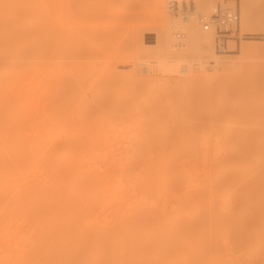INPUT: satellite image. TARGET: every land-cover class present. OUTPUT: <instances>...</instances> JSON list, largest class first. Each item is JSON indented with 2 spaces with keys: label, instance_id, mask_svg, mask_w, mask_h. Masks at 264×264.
<instances>
[{
  "label": "bare ground",
  "instance_id": "6f19581e",
  "mask_svg": "<svg viewBox=\"0 0 264 264\" xmlns=\"http://www.w3.org/2000/svg\"><path fill=\"white\" fill-rule=\"evenodd\" d=\"M16 1L18 2V0ZM212 2V0H194L193 14L211 12L215 7V3ZM165 3L166 0H151V8L148 11L150 17L143 28L145 30H151L156 27L155 29L158 30H156L155 37L147 39L141 38L140 35L138 41L134 40L131 43L129 49V63L132 68L128 72L124 70L126 73L118 69L116 79L113 78L114 75L113 77L109 75V73L112 74V72H109L112 68L110 66L101 67L102 69L100 68L99 71L98 68H94L93 65L89 67L88 64V71L90 72L88 73L87 64L85 65L78 61V59H82V57L80 58L78 56L88 53V51L81 53L84 52V48L80 46V36L94 35L96 33L94 30L90 29L89 31H85L77 28H70L63 32L61 35V38H64H62V47L66 46L64 48H67L68 46L69 48V46H72L73 49V46H75L74 44L77 43V45L79 44L80 46L78 48L83 49V51H80L79 55H77L76 52L79 49L76 50V48H74L71 52L70 49L67 48L68 52H70L69 55L66 54L65 56H70V53L73 56L76 54L77 56L75 55L76 57H72L71 59L74 61V59L76 60L78 57L77 61L81 64H78L77 61H74L77 64L73 63L72 60H70L72 62L71 64L68 59H63L65 62L57 59H60L62 56H57V60L54 61L55 54L49 56L52 59L50 62L53 63L58 61L56 63L57 65L51 64L52 67H54L53 70L57 67L55 70L58 72L54 70L56 72L54 76L58 77L59 75L60 77H54V80L59 79L58 81L55 80V83L57 82L61 89L56 90V84L53 82L55 84H53L55 86L53 88L57 91L56 93L55 90H53L54 93L52 92L53 94H50L47 88L41 91L43 99L45 97L48 99V102L50 101L49 98H56L54 94H56L57 99L52 101L60 102V104L52 102L53 104L49 105L51 101L49 104H47L46 101V108L52 106L51 108H54L52 110L57 109L53 112L55 115L56 112L60 114L61 111L62 116L61 114L57 115L59 121L61 120L59 118L67 119L69 117L67 121L65 119V121L61 122L71 124L78 120L77 118L81 119V117L77 116H82L83 119H81V121L78 120L82 123L86 117V123L87 121H91L90 124H104L110 120H107V118H115V115L119 114L122 110L126 112L125 114L129 111V109L126 108L128 103L127 98H121L115 95L122 86V84L120 86L116 85L120 84L119 79L130 81L132 85L147 91L151 95L154 94L159 96L161 90L172 88L171 91L176 94L180 93L178 97H182V99L183 96L181 94L184 92L185 94L187 92L188 96H191L189 94L190 90L188 91V89L192 87L198 90V92L193 93L194 95L195 93H200L201 90L202 92L200 94L208 90V94L210 93L213 95H208L211 98H216L214 96H217L220 99L221 97L225 99L227 95H222L224 94L223 90H225V88L231 89V91L234 92V90L236 91L241 86L245 85V81L246 83H254L257 80V82L261 81L264 83V72L252 70L247 74L243 69L244 65H242L243 59L245 60V58L248 59L264 54L263 42L242 41L237 55H216L213 51L211 34L202 32L194 18H190L187 21H180L175 16L168 14L166 12ZM133 5L135 4L133 3ZM137 5H139L138 2ZM261 5L264 8V0H261ZM238 6L240 11L241 33L264 31V29H260L255 22V0H238ZM48 16L47 12L44 16L45 18L43 17L42 20L48 22V18L46 19ZM11 22L12 20H6L0 17V39L4 40L6 37H9ZM41 22L35 19L31 22L27 30V35L31 38V50L34 53L31 65L33 67L32 72L34 73L35 79L40 77V66L43 64L41 62V56H39L41 58L40 62L37 61L39 60L37 51L38 48L42 50V44H45L43 39L46 40V32L44 31L46 29V27H44L46 26L44 25L46 22ZM158 31H161V33L158 34ZM40 32H44V36L41 35ZM13 33L14 30L11 31V36ZM176 33L183 34V37L179 35V37L176 38ZM177 40L183 42V48H177ZM40 42L42 43L40 44ZM87 55L88 54H85L86 57L84 56L83 58L86 59L88 57ZM47 60H50V58ZM204 60H206V63L204 62L205 64L203 63ZM60 61L61 63H66L65 65L67 67L70 64L68 68H70L71 65L73 66V64H76L75 66L78 67L76 69L74 66L73 69H67L66 71L69 72H66L64 68L67 67L63 63V65H61ZM67 61L69 63H67ZM82 65L86 67V70H80L81 73L79 72V74L78 68L82 67L83 69ZM182 65L188 67V71L184 74L180 73V67ZM62 66L64 68H61ZM193 66H196V70H194ZM97 69L98 72H96ZM86 71L88 76L96 74L95 78L93 77L94 79L89 77L91 81L93 80L92 83L88 82L90 79L85 75L86 73L83 74ZM197 71L201 72L198 73ZM60 72L65 74L63 75L65 78L61 76L62 74H58ZM94 72L96 73L94 74ZM196 72L198 74H196ZM68 74L70 76H66ZM160 75H165L169 77V79L164 81ZM80 77H83L82 81ZM97 77L98 79H96ZM84 78L87 80L85 83L91 85L88 84V87H91L89 90H91L92 104L89 101L91 99L86 98L87 94H84L83 90L79 91V85H81V83L84 84ZM76 80H78V83H76ZM96 80L99 81L97 82ZM79 81H81V83ZM86 86L81 85V89ZM11 89L12 87L9 88L8 92L11 91ZM85 89L88 90V88ZM75 90L78 92H75ZM221 90L223 91L222 93ZM253 90L254 88L249 91L251 93L247 95V99L243 101L240 106L238 105L240 115L242 111L241 116L244 114L243 111L249 109H244L245 104L250 107V110L253 112L252 115L254 111L256 114L257 112L264 113V93L263 95L257 96V90L255 89L254 92H252ZM71 92L74 93L70 95ZM185 94L183 95L185 96ZM204 94L206 95L205 92ZM67 95H70V97L72 96L73 99L68 98ZM208 96L206 97L208 98ZM62 98H64V100L67 98L71 100L69 101L67 99L64 101ZM184 98L186 99L187 96ZM39 99L40 95L37 96L36 93L34 99L36 107L29 115V131H32V134L30 132L29 134L32 136H27L28 139L30 138L27 141L25 137V141L23 140L24 142H18L12 147L11 157L21 152V155L14 159L15 163L19 158L26 160L23 158L26 156V153H23L24 147L29 150V152L32 151L34 155L50 157L61 148H77V151L78 147H81V150H83L82 145L83 148L85 145L84 149L87 151L91 150V152L99 147H108V154L103 159L102 164L106 169L115 170L119 167L122 168L127 166L128 162L126 158L128 157V153L136 149L133 144V139H128L127 135L97 134L95 133L96 131L93 130L86 135V137L83 136L82 141V137H79V139L77 138L79 142H75L77 139H73L74 141L72 140L70 142V140L65 141V139L63 141L62 138L56 139L54 137H46L44 124L38 120ZM188 99L191 98L189 97ZM75 101L76 103L74 104L73 102ZM89 102L92 106L89 104L87 105ZM197 102H199V100ZM72 104L75 105V107L72 106ZM93 104L97 107H94ZM44 107L45 106L42 105V110H44ZM57 107L61 108L58 109ZM67 107V111H69L70 107L73 108L69 111L70 114L67 113V116L64 115L63 117V113L65 114L63 111H66ZM149 108L163 110L164 113H168L166 115L167 117L176 115L171 112V110L161 105H158V107L149 106ZM257 108L260 110H256ZM225 109L227 108H224V110ZM228 109L226 113H230L231 111L234 113L238 112V110L236 112L231 108ZM201 110L203 111L200 112L198 109L200 112H198V115L201 116L205 124H203L198 131L189 130L188 126L178 124H165L155 130L157 131L159 142H168L169 146L170 143L171 146L173 143L174 145L179 144V147L182 145V149L183 146H185L186 152L202 160L204 169L220 173L211 178V180H215L218 184L204 189V194H202V196L207 200V203L204 206L202 216L197 214L196 217L192 218L188 215L184 216V218L178 222L169 223L167 222L168 219L164 218V216H166L165 213L163 214L160 209L147 207L136 209L133 213L122 214L121 219L117 221L114 226L108 227V224L104 222V218H101V221L98 219L106 212V204H99V206H96L97 204L94 205L93 203H61L55 201L58 197L54 192L59 188L55 183H50L55 174L60 176L65 175L68 179L76 180L79 184H87L88 186L102 184L100 188L105 190L107 185L104 186V184L108 181L109 177L107 175L102 176L104 171L103 173L99 172V168H101L102 165L91 168V165L83 162L80 158L79 160L62 158L56 165H51L50 162L44 165L43 171L47 178H49L46 183H44L43 180H38V182L32 180L31 182L22 183L19 171L15 168H7L8 159L5 154L0 152V168L4 169L0 175V197L2 195H7L8 197L15 198L11 203H0V217L2 215L3 217L1 218L4 221L7 219V222H4L5 224L3 223L4 225L2 224L3 221H0V225H3L2 227L0 226V249L2 248V252H0V264H140L138 255L140 254V258H142L145 247L149 249L163 244V248H166V244L172 243L173 238L171 234L173 232L180 229L188 230L191 225L196 223L201 237L223 235L232 237L243 236V238H245L244 236H252L263 240L264 172L258 174L256 176L258 177L257 179L253 178L244 184L236 185L242 182L246 175L251 173V170L264 164V124L263 127L261 126V128L259 127L258 129H251L238 123L222 126L218 124L219 115L222 118H227L228 116V114L227 116L221 115L223 109L221 113L218 112V115L217 111L215 113L208 109L204 110L201 108ZM195 111L196 110H194V112ZM190 112H193V109ZM196 112L195 114H197ZM247 112H249V110ZM239 113L236 115L239 116ZM71 114H73V117L70 116ZM108 114L109 117L107 116ZM247 114L248 113L245 115L247 116ZM248 115L251 114L249 113ZM72 119H74V121H69ZM181 131H186L185 135H181ZM4 142L8 141L5 140ZM1 143H3V141H1L0 144ZM88 147L91 149H86ZM70 151L68 149L69 154ZM211 152L212 154L209 158L208 156ZM218 159H222V161L220 160L221 163L214 162L213 164V161ZM223 164L228 165V169L226 170H229L230 173H222L221 165ZM244 168H247V174L245 176L243 173V170H245ZM33 176L34 180H37L38 177H42V173L40 172L39 175ZM57 181L59 182L58 179ZM149 182H151L150 176L146 174L142 177L139 184H146ZM218 188L221 193L219 197L215 195V190ZM234 195L237 197H234ZM89 217H91L90 219L92 220H90ZM13 221L18 223L16 224L17 226H15ZM12 222L14 225L13 228L8 227L10 224L12 225ZM135 222L154 224L159 227L162 226V229L155 235H135L132 233L133 228H130ZM186 257L187 259L185 260L183 258L181 263L191 264L190 260H188L189 255ZM191 257L190 259L192 260L193 257ZM184 260L190 263H186ZM201 261L198 262L202 263ZM239 262L240 261L237 263V260H235V262L232 260V262L230 261V263L227 262L226 264H242ZM244 262L246 264V261ZM204 263L205 261L203 264ZM208 263L210 264V262ZM196 264H198L197 261Z\"/></svg>",
  "mask_w": 264,
  "mask_h": 264
},
{
  "label": "rangeland",
  "instance_id": "374dc122",
  "mask_svg": "<svg viewBox=\"0 0 264 264\" xmlns=\"http://www.w3.org/2000/svg\"><path fill=\"white\" fill-rule=\"evenodd\" d=\"M212 1V3H215L216 5V3L221 2L222 0ZM236 1L238 3V0ZM137 2L139 5H137ZM133 3L135 5H133ZM150 8L151 0H18V2L16 0H0V17L6 20H12L10 23L11 26L9 28V37H6L4 40L0 39V142L3 141V143L0 144V152L5 154L6 158L8 159V165H6V167L15 168L18 170L20 177L22 178V183L31 182L32 180L34 182L43 180L44 183H46L49 178H47L45 172L43 171V167L48 162H50L51 165H56L62 158H70L75 160H79L80 158V160L91 165V168H93L94 166L102 165L103 159L108 154L109 149L107 146H103L101 148L99 147L91 152V150H85V145L84 148L82 145L83 150H81V147H78L77 151V148L71 149L70 147H64L59 149L56 153H54V155L50 157H43L34 155L32 151L29 152V150L24 147L23 153H26V156L23 158L26 160L19 158L15 163L14 159L19 157L21 152L11 157L12 147L18 142L22 143L25 140H29L30 138L28 139L27 136H32L29 134V115L31 112H33V110H35L36 107L34 101L36 93L37 96L40 95L38 103V120L41 123L43 122L45 135L48 138H62L63 141L65 139V141L70 140L71 142L73 139H79V137H82V141L83 136L86 137V135H88L93 130L96 131L95 133L97 134L103 133L105 135H127L128 139H133V144L136 147L135 151L128 153V157L126 158L128 162L127 166L122 168L119 167L115 170H108L106 167H104V165L99 168L100 173H103L104 171L102 176L107 175L109 177L108 181L104 184V186L107 185L105 190L100 188L102 187V184L97 186H88L87 184L81 183L79 184L76 182V180H70L65 175L60 176L55 174L50 181V183H55L59 188L54 192L58 197V199L55 201L61 203H93L94 205L97 204L96 206H99V204H106V212L98 219L101 221V218H104V222L108 224V227L114 226L115 223L121 219L122 214L133 213L136 209H143L147 207L160 209L163 214L165 213L166 216H164V218L168 219L167 222L169 223L178 222L182 220L184 216L188 215H190L192 218L196 217L197 214L202 216L204 206L207 203V200L202 196V194H204V189L218 184L215 180H211V178L220 173H215L204 169L202 160L186 152L185 146H183L182 149V145L179 147V144L174 145L173 143L171 146L170 143L169 146L168 142H159L157 131H155L157 128L165 124H178L188 126L189 130L198 131V129L203 126V124H205V122L201 119V116L198 115L199 111H203L201 108L204 110L208 109L215 113L217 111V115L218 112L221 113L223 109L221 115L227 116L228 114V116L227 118L225 116V118H222L219 115L218 124L222 126L238 123L251 129H258L259 127L261 128V126L263 127L264 124L263 112H257L256 114L254 111V114L252 115L253 112L250 110V107L246 106L245 104V108L244 106L243 108L245 110L247 108L249 109L243 111L244 114L241 116L242 111L240 115V109L238 108V105L240 106V104L247 99V95L251 93L249 92L251 89L254 88V90H257V93L255 91L256 95L258 94L257 96L263 95L264 83L261 81L257 82V80L254 83H246L245 81V85L241 86L236 91L234 90V92H232L231 89L225 88V90H223L224 94H222L224 96L227 95L225 99L223 97L220 99L217 96H214L216 98H211L210 96L212 94L209 93L210 96H208V90L204 91L206 95L204 92L203 94H200L202 90L200 93H195L194 95L193 93L198 92V90H196L197 88L193 87V90L192 88L188 89V91L190 90V93H188L191 96H188L187 92L186 95L184 92L183 94H185L187 98L185 99V96L181 94L183 96L182 99V97H178L180 93L176 94L171 91L172 88H169L168 90H161V94L159 96L154 94L151 95L147 91L132 85L130 81L119 79L120 82H118L120 84L116 85L120 86L122 84V86L119 91L115 93V95L121 98H127L128 103L126 108L131 112L128 111L129 113L127 112V114H125L126 112L122 110L119 114L115 115V118H107V120H110L104 124H90L91 121H87L86 123L85 116L83 123L80 122L81 119H83L82 116H77L81 117V119L77 118L80 120H76L78 122L74 121V119L69 120L71 122L74 121L71 124L61 122L65 121L66 118H59L61 119L59 121L57 119V115L59 113L57 114L56 112V115L53 113L57 109L52 110L54 109L51 108L52 106L46 108V101L48 99L45 97L43 99L41 91L47 88L48 92L53 94V90H55V88L56 90L61 89L57 82L55 83V80L58 81L59 79L54 80V77H57L54 76V73L58 72L55 70L57 67L54 69L56 72L53 70L54 67H52V64L55 65L58 61L53 63L50 62L52 59L49 56L55 54L54 61L57 59L61 61H63V59H68V61H70L72 60V57L75 58L77 55H79L80 51H83L82 48H84V52L81 53L88 51V53H85L88 54V57L85 59L83 58L85 54H81L83 56L80 55L78 57H82L83 60H79L78 57L77 59L78 61L82 62V64H87V71L89 70L88 64L89 67L90 65H93L94 68H98L99 71L101 67L110 66L112 67V71L109 69V72H112V74L109 73V75L112 77L114 75L113 78L116 79L118 69H121L124 73H126V71H130L132 68L131 64L129 63V49L131 43L134 40L138 41L140 35L141 38L147 39L155 37L154 35L156 30H158L155 29L156 27L151 30H145L143 28L146 22L149 20L148 18L150 17V13L148 11ZM47 12L49 15L46 17V19L48 18V22L42 20ZM254 14L256 24L260 29H264V8L261 5V0H255ZM35 19H37L38 22H46V24H44L46 25L44 26L46 27L44 30L46 32V40L43 39L45 44H42V50L41 48H38L37 51V56L39 58L37 61L40 62V59L42 58L41 62L43 63H40L42 64L40 66L41 75L38 79H35L34 73L32 72L33 67L31 63L33 62L32 57L34 53L31 50V38H29L27 35V30L31 22ZM70 28H77L79 30L85 31H89L91 29L96 33L94 35L90 34L80 36L81 39L79 43L82 48L79 49V44L77 45L75 42V46H73V49H79L76 52L77 55L74 54L73 56L70 53V56H65L66 54L69 55V52H72L73 49L72 46H69V48L67 46V48L70 49L68 52L67 48H64L66 46L62 47L63 37L61 38V35ZM12 30H14V33L11 36ZM43 34L45 33H41V35ZM246 35L251 36V38L244 39L242 41L263 42L262 44H264L263 30L261 32H248ZM41 43L42 42H40V44ZM45 49H47L48 52ZM238 52L239 51H237L235 54L228 55H237ZM39 56H41V58ZM57 56L62 57L59 59ZM47 57L50 58V60H47ZM77 59H74V61H77ZM61 61V65L66 64L63 63L65 61L62 62L63 64ZM68 61L67 63H69ZM74 61L72 60L73 63H76ZM205 61L206 60H204L203 63ZM49 62L52 64L50 65ZM242 63V65H244L243 69L247 74L252 70L264 72V54L248 59L245 58V60H242ZM78 64L81 63L78 62ZM75 65H71L72 68H68L70 64L68 67L65 65L67 68H64L63 66L61 68H64L66 71L67 69H73ZM82 66L83 69L82 67L78 68V73H81L80 70H86V67L84 65ZM77 67L75 66L76 69ZM98 69L96 72H98ZM87 71L83 74L86 73L85 75H87ZM96 72H94V74ZM197 72L200 73L201 71ZM197 72L196 74H198ZM88 73L90 72L88 71ZM58 74L62 73L60 72ZM69 74L66 76L71 75ZM63 75L65 74L63 73L61 76ZM95 75H87L88 79H90V81L88 80L89 83H92L93 80L91 81V78L94 79ZM59 77L60 76L58 75L57 78ZM63 77L65 78V76ZM83 77H80L81 81ZM160 77L164 81L169 79V77L165 75H160ZM96 79H98V77ZM78 80H76V83H78ZM81 81L79 82L81 83ZM83 81L84 84L81 83V85H87L85 88H88V90L85 88L81 89L82 87L79 85V91L83 90L84 94H87L86 98L91 99L89 100L91 102V90H89L91 87H88L90 84L88 83V85L85 83L87 81L85 78ZM53 82L56 84V87L54 86L55 84ZM10 87H12V89L8 92ZM84 89L89 92H86ZM56 90L55 93L57 92ZM254 90L252 92H254ZM76 91L77 90H75V92ZM223 91L221 90V93ZM72 93L74 92H71L70 95H72ZM54 95L56 98H49L51 102L49 101V104L47 101V104L52 105L53 103H58V101H52L57 99L56 94ZM70 95H67V97L72 98ZM206 96H208V98ZM189 97L191 99H188ZM62 99L64 100V98ZM68 100L70 101L71 99ZM196 100H199V102ZM90 102L87 103V105H90ZM73 103L75 104L76 101ZM58 104H60V102ZM42 105L45 106L44 110H42ZM158 105L171 110V112L176 115L167 117L166 115L168 113H164L163 110L149 108V106L158 107ZM72 106L75 107L73 104ZM72 108L70 107L69 111ZM224 108H231L236 112L238 110V112L234 113L231 111L230 113H226L227 109L224 110ZM192 109L193 112H190ZM67 110L68 107L66 111H63L65 112V114L63 113V117L64 115L67 116V113L70 114V112ZM194 110L197 111H195L197 114H195ZM248 110L249 112H247ZM256 110L260 109L257 108ZM238 113L240 117L237 116ZM246 113H250L252 116L248 114L246 116ZM72 115L73 114L70 116L73 117ZM107 116L109 117V114ZM185 133L186 131L180 132L181 135H185ZM78 139L77 141L75 140V142H79ZM5 140L8 142H4ZM68 149L69 151L71 150L70 154L68 153ZM86 149L91 148L88 147ZM73 151L76 152L74 153ZM211 154L212 152L209 153V158ZM220 160L222 161V159ZM220 160H214L213 164L214 162L221 163ZM226 169H228L227 164L221 165L222 173H230V171ZM244 169L245 170H243V173L245 176L247 174V168ZM2 170L4 169L0 168V175L2 174ZM40 172L42 173V177H38L37 180H34L33 175H39ZM262 172H264V164L254 170H251V173H248L243 181L236 186L244 184L253 178L257 179L258 177L256 176ZM146 174L150 176L151 182L139 184L142 177ZM215 195L217 197L221 196L219 188L215 190ZM234 197L237 196L234 195ZM14 199L15 198L13 197L2 195L0 197V203H11L14 201ZM1 217L3 216L1 215ZM1 217L0 221H3L2 224L4 222L6 223L7 219L4 218V221ZM90 218L91 217H89V219ZM13 222L15 226H17L16 224L18 223L16 221ZM13 222L12 225L10 224L11 226L9 225L8 227L13 228ZM3 225L0 226L2 227ZM130 228H133L132 233L135 235H155L159 232V230L162 229V226L159 227L154 224L135 222L132 224V226H130ZM171 235L173 238L172 243L168 245L166 244V248H163V244L156 246L155 248L152 247L148 249L145 247L142 253V258H140V254L138 255L140 264H182L181 262L183 261V258L186 260V256L188 255V260H190L191 264H196V261L198 264H203L204 261V264H209L208 262H210V264H226L227 262H232V260L234 262L237 260V263L240 261L242 264H245L244 261H246V264L249 262L252 264H264V238L262 240L252 236H244L245 238H243V236L232 237L223 235L201 237L198 231L197 223L191 225L188 230L180 229L176 232H173ZM1 250L2 248L0 249V252H2ZM196 255H198L201 259ZM191 256L193 257L192 260L190 259ZM198 261H201L202 263H199Z\"/></svg>",
  "mask_w": 264,
  "mask_h": 264
},
{
  "label": "built area",
  "instance_id": "2783aa9c",
  "mask_svg": "<svg viewBox=\"0 0 264 264\" xmlns=\"http://www.w3.org/2000/svg\"><path fill=\"white\" fill-rule=\"evenodd\" d=\"M233 3V4H232ZM194 0H166V12L180 21L194 18L200 30L210 33L213 40V51L216 55H228L239 51L240 43L251 38L240 30V11L236 0H222L216 3L209 13L193 14ZM161 31H158L160 34ZM174 33V32H173ZM174 35V34H173ZM176 38L183 34L176 33ZM155 36V35H154ZM177 48H183V42L177 40ZM196 70V66H193ZM188 71L186 65L180 67V73Z\"/></svg>",
  "mask_w": 264,
  "mask_h": 264
},
{
  "label": "trees",
  "instance_id": "16d2710c",
  "mask_svg": "<svg viewBox=\"0 0 264 264\" xmlns=\"http://www.w3.org/2000/svg\"><path fill=\"white\" fill-rule=\"evenodd\" d=\"M233 54H235V53H233Z\"/></svg>",
  "mask_w": 264,
  "mask_h": 264
},
{
  "label": "water",
  "instance_id": "95a60500",
  "mask_svg": "<svg viewBox=\"0 0 264 264\" xmlns=\"http://www.w3.org/2000/svg\"><path fill=\"white\" fill-rule=\"evenodd\" d=\"M151 37H153V36H151Z\"/></svg>",
  "mask_w": 264,
  "mask_h": 264
}]
</instances>
